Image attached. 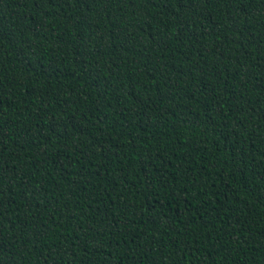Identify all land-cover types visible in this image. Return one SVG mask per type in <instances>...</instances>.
Listing matches in <instances>:
<instances>
[{"label":"trees","instance_id":"obj_1","mask_svg":"<svg viewBox=\"0 0 264 264\" xmlns=\"http://www.w3.org/2000/svg\"><path fill=\"white\" fill-rule=\"evenodd\" d=\"M0 264H264V0H0Z\"/></svg>","mask_w":264,"mask_h":264}]
</instances>
